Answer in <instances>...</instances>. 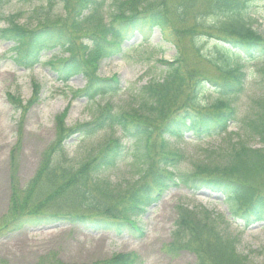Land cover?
Instances as JSON below:
<instances>
[{
  "label": "trees",
  "instance_id": "1",
  "mask_svg": "<svg viewBox=\"0 0 264 264\" xmlns=\"http://www.w3.org/2000/svg\"><path fill=\"white\" fill-rule=\"evenodd\" d=\"M256 1L115 0L106 7L107 0H48L51 6L60 2L64 14L46 17L34 28L10 17L0 39L13 44L15 63L32 68L42 52L63 51L68 57L53 54L50 65L63 82L82 75L87 84L79 96L90 101L120 87L116 78H101L99 69L104 60L122 54L136 35L148 41L159 30L177 55L172 62L161 61L163 77L141 88L137 107L115 111L106 104L91 123L72 127L66 123L68 111L57 116L56 140L44 152L36 175L26 187L11 190L0 239L57 223L117 234L130 227L143 234L139 219L171 188L221 194L231 219L244 228L264 224V101L247 124L260 147L239 140L217 158L186 169V156L171 143L186 133L195 140L220 136L237 122L233 97L245 90L244 63L264 60V36L245 18ZM259 71L264 74V66ZM34 89L36 95L39 86ZM211 91L218 96L203 100V93ZM9 98L17 109L25 108L20 99ZM104 128H116L122 137L108 140L98 156L74 166L65 148L68 139ZM127 153L133 155L138 180L113 185L102 172L116 167ZM168 249L192 252L196 264H252L216 220L188 209L179 216ZM92 264L144 261L137 254H119Z\"/></svg>",
  "mask_w": 264,
  "mask_h": 264
},
{
  "label": "rangeland",
  "instance_id": "2",
  "mask_svg": "<svg viewBox=\"0 0 264 264\" xmlns=\"http://www.w3.org/2000/svg\"><path fill=\"white\" fill-rule=\"evenodd\" d=\"M114 1L107 0L106 7ZM63 14L60 2L51 6L48 0H0V30L8 27L12 16L20 25L34 28L46 17L53 19ZM245 18L264 36V0H257ZM12 47L11 42L0 39V219L8 211L12 188L22 189L29 184L44 152L56 140L57 116L68 111L66 123L72 127L91 123L106 104H111L115 111L137 107L141 88L163 77L165 67L161 61H173L177 55L176 48L165 42L158 30L149 41L136 37L125 45L121 55L104 60L99 69L101 78H116L120 87L90 101L79 96L87 83L82 75L63 83L53 72L49 63L51 56L68 57V54L59 50L44 51L38 65L25 68L15 63ZM263 65L264 60L260 58L244 63L245 90L233 97L237 122L227 133L202 140H195L193 134L186 133L183 140L171 141L173 149L186 156L183 168L190 169L193 163L215 159L217 153L231 149L239 140L254 148L260 147L258 138L253 136L247 124L257 116L259 103L264 101V74L259 71ZM213 74L211 72L210 76ZM35 85L39 86L36 95ZM10 95L20 99L25 108L17 109ZM217 96L212 91L204 92L202 99L211 101ZM118 137L122 136L116 128H104L88 136L75 134L68 139L65 148L71 163L77 167L98 156L108 140ZM126 146L132 149L133 144L128 141ZM133 163V155L127 153L116 167L103 171L102 177L113 185L137 181L138 172ZM183 209L199 216L209 214L223 234L235 238L238 251L248 256L252 264L263 263L264 224L244 228L229 218L224 197L220 194L171 188L139 219L143 234L130 227L117 234L51 224L1 238L0 264H51L53 260L61 264H92L119 254H137L144 264H196L192 252L168 249Z\"/></svg>",
  "mask_w": 264,
  "mask_h": 264
}]
</instances>
